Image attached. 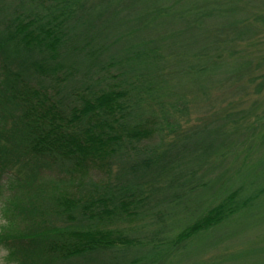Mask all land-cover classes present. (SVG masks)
<instances>
[{
  "label": "trees",
  "instance_id": "obj_1",
  "mask_svg": "<svg viewBox=\"0 0 264 264\" xmlns=\"http://www.w3.org/2000/svg\"><path fill=\"white\" fill-rule=\"evenodd\" d=\"M142 5L136 25L161 28L144 29L138 50L121 46L124 32L116 26L126 20L121 13L129 0H0V200L6 199L2 211L12 222L0 241L18 264L87 261L94 252L127 244L128 236L111 224L143 218L138 207L148 196L145 185L152 186L160 172L173 171L174 200L184 185L209 190L219 183L220 177L194 182L202 164L187 168L188 148L156 164L157 148L143 155L137 144L162 127L159 116L182 111L187 93L201 90L207 97L213 89L250 79V59L227 61L223 53L226 44L258 34L248 25L250 0ZM255 17L264 24V15ZM220 119L211 129L222 134L234 119ZM258 129L248 124L240 136ZM212 141L202 145L204 162L210 150H220ZM261 159L244 162L234 181L222 180L218 199H205L170 244L180 247L262 204L264 173L251 168ZM89 171L105 176L94 179ZM256 222L264 228V218ZM136 260L117 256L108 264Z\"/></svg>",
  "mask_w": 264,
  "mask_h": 264
},
{
  "label": "rangeland",
  "instance_id": "obj_2",
  "mask_svg": "<svg viewBox=\"0 0 264 264\" xmlns=\"http://www.w3.org/2000/svg\"><path fill=\"white\" fill-rule=\"evenodd\" d=\"M250 4L249 12L252 16L251 19L249 18L248 25H251L258 34L245 42L226 44L223 51L227 61L250 59L249 68L252 72L250 79H247L246 83L238 80L235 83L224 85L222 89H213L212 94L207 97L203 96L204 93L201 90H195V94L187 93L182 103V111L173 114V118L159 116L162 127L154 124L158 127L157 131L137 144L139 152L144 153L143 155L157 148L156 164H162L168 160L170 153L188 148V151L184 153L187 168L202 164L194 170V182L198 181L199 177L208 180L220 177L219 183L222 180L228 183L227 180L231 178L234 181V172L244 162L247 163L259 157L262 159L251 168L253 171L264 173V140H262L264 132V24L255 17V15H264V0H250ZM142 8V0H129L127 12L121 13L122 17H127L125 21L116 24L119 30L124 32L122 47L133 45L134 49L141 50V35H146L144 29L161 28L160 25H136ZM131 18L135 21L133 22ZM132 28L136 29L135 33H126ZM188 36L189 33L186 32L182 38L185 39ZM172 40L175 42L172 43L173 46L178 45L176 44L178 43L177 36H172ZM230 52L234 53L229 55ZM228 114H232L234 120L224 124L222 134L211 129L221 123V116ZM176 121L178 125L174 124ZM248 124L257 125L259 129L252 132V135L250 132L248 137H241L240 132H244ZM208 129L210 131H206ZM212 139L215 144L220 146L225 144V147L218 146L217 149L220 150H214L215 152L210 150L206 158L208 160L204 162L205 141ZM247 146L251 148L248 149ZM253 171L246 173L251 175ZM89 172L94 179L105 176L101 174V171ZM173 175V171L167 174L160 172L157 181L152 186L145 185L148 189L146 195L149 198L147 196L145 202L138 207L139 211L145 214L143 218H136L132 221L117 220L111 224L112 227L121 229L128 236L127 244L120 243L114 248H104L94 252L87 261L79 258L66 261L65 264H108L117 256L120 260L137 259L135 262H129L130 264H186L187 261H189L188 264H264V228L262 223L256 222L264 218V202L251 207L244 217L230 219L210 233H204L185 241L180 247L170 244L178 227L182 222L187 221L195 210L202 207L205 199L210 198L215 201L218 199L216 192L220 186L219 183L216 185L212 182L209 190L204 187L189 190L190 184H187L182 187L184 189L180 192L179 199L174 200L170 191V177ZM250 175H246L245 178H250ZM186 176L183 175L180 179L184 180ZM260 179L261 177L257 178L258 182H261ZM76 182L77 179H75ZM176 186L178 189L182 185ZM261 227L262 230H260ZM0 245L7 246L2 241ZM8 259L18 264L15 256L11 255ZM190 259L193 261L191 262Z\"/></svg>",
  "mask_w": 264,
  "mask_h": 264
},
{
  "label": "clouds",
  "instance_id": "obj_3",
  "mask_svg": "<svg viewBox=\"0 0 264 264\" xmlns=\"http://www.w3.org/2000/svg\"><path fill=\"white\" fill-rule=\"evenodd\" d=\"M7 208V201L0 200V233L3 231H7L11 227V221L8 219L6 215L3 213V209ZM11 256V249H9L5 245H0V264H17V262L9 261V257Z\"/></svg>",
  "mask_w": 264,
  "mask_h": 264
}]
</instances>
